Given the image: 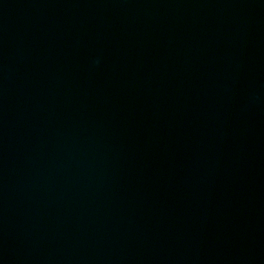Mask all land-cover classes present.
Returning a JSON list of instances; mask_svg holds the SVG:
<instances>
[{
	"label": "water",
	"instance_id": "1",
	"mask_svg": "<svg viewBox=\"0 0 264 264\" xmlns=\"http://www.w3.org/2000/svg\"><path fill=\"white\" fill-rule=\"evenodd\" d=\"M0 264H264V0H0Z\"/></svg>",
	"mask_w": 264,
	"mask_h": 264
}]
</instances>
